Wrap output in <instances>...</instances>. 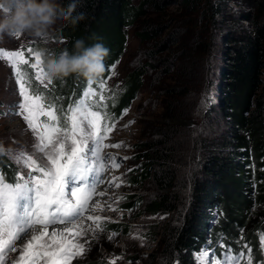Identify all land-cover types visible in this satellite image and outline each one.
<instances>
[{
  "label": "trees",
  "instance_id": "trees-1",
  "mask_svg": "<svg viewBox=\"0 0 264 264\" xmlns=\"http://www.w3.org/2000/svg\"><path fill=\"white\" fill-rule=\"evenodd\" d=\"M59 2L66 11L70 0ZM177 3L172 12L168 0H80L73 15L83 13L85 18L73 25L60 16L62 23L54 31L57 39L65 40L61 51H74L77 40L85 46L100 42L110 49L105 72L92 81L99 92V83L106 81L124 53L127 29L133 27L138 42L147 46L144 59L126 73L119 88L105 93L115 94V104L109 100L108 111L119 118L146 82L150 103L161 118L210 119L218 128L214 136L195 141L203 150L201 173L197 176L194 171L189 202L180 207L176 225L164 231L154 250L143 258L126 251L108 255L110 248L94 249L73 264H108L121 255L116 264H196L193 254L209 246V241L216 257H221L223 249L217 244L221 235L226 237L225 246L239 252L235 241L241 229L243 242H250L253 250V264L264 259L258 253L257 236L264 232V0ZM88 81L76 74L56 79L51 95L61 97L58 104L67 108L83 97ZM205 94L211 97L206 110L201 107ZM152 129L136 156L143 164L128 175L127 183L133 187L147 178L153 180L159 194L143 210L169 214L178 207L171 203L174 175L168 172V163L181 135L175 125L164 121L155 122ZM14 169L0 156L6 182H14ZM127 197L122 210L142 202L138 196ZM156 228L148 232L153 240L159 235ZM110 231L127 234L129 230L117 221L107 223L104 233Z\"/></svg>",
  "mask_w": 264,
  "mask_h": 264
},
{
  "label": "snow or ice",
  "instance_id": "snow-or-ice-1",
  "mask_svg": "<svg viewBox=\"0 0 264 264\" xmlns=\"http://www.w3.org/2000/svg\"><path fill=\"white\" fill-rule=\"evenodd\" d=\"M0 55L12 66L17 81L20 100L15 105V114L24 120L26 131L32 133L34 141L30 153L26 150L13 153L0 146V156L7 155L20 169L13 183L6 182L0 170V264H71L74 258L90 251V240H98L107 230V223H117L96 214L105 205L94 197L106 195L105 191H97L102 184L118 189L126 183L120 176L107 181L105 178L121 167L116 162L118 158L123 161L130 157H119L118 153L105 150L128 145L124 141L114 144L105 141L128 109L119 118L108 111V101L112 100L114 106L115 94L105 95L111 91L105 80L99 83V92L89 80L83 97L65 108L58 104L61 97L51 95L53 81L45 75L40 51L31 47L7 52L0 49ZM22 66L34 70L37 86L33 87V78ZM112 67L115 74V66ZM210 101L211 97L205 94L201 107L206 110ZM134 123L129 121L123 127L129 128ZM122 199V196L108 197L112 203ZM112 203L106 204L108 210H117L112 208ZM240 231V239L235 241L239 252L225 246L226 237L221 235L217 242L223 249L221 257H216L209 241V246L193 254L196 264H253L255 257L250 242H243V229ZM118 234L110 231L107 238L111 241ZM257 236L258 253L264 258V232H258ZM85 237L90 240L84 239L82 243ZM134 238L141 239L143 244L142 237ZM17 252V256L10 255ZM121 259L122 255L114 257L108 264ZM257 264H264V259Z\"/></svg>",
  "mask_w": 264,
  "mask_h": 264
},
{
  "label": "rangeland",
  "instance_id": "rangeland-1",
  "mask_svg": "<svg viewBox=\"0 0 264 264\" xmlns=\"http://www.w3.org/2000/svg\"><path fill=\"white\" fill-rule=\"evenodd\" d=\"M168 1L169 11H176L178 7L177 0ZM0 11H2V9H0ZM156 16L157 15L152 14L153 18ZM61 23L62 18L58 17L49 30L39 37L27 32L21 33L19 36L5 34L0 37V49L7 52L20 50L21 48L26 50L31 47L34 51H44L45 56L52 53L58 54L61 52L65 40L57 39L54 35V31ZM125 45L124 53L114 65L115 74H113L112 69L106 79L109 89L120 86L126 73L134 67H137L138 63L144 59L142 52L146 50L147 46L138 42V39L134 35L133 27L127 29ZM42 58L44 59L45 57ZM30 62H34V60ZM22 70L27 72L29 77L33 78V87L37 86L38 82L34 80V70H31L27 66H22ZM148 90L149 86L145 82L138 98L132 102L131 108H129L127 114L119 120L116 129L110 134L109 139L105 141V143L108 144L124 141L128 145V147L119 149L109 148L105 150L118 153L119 157H130L123 161L118 158L116 162L121 163V167L110 172L105 178L107 181L112 176H120L126 183H122L118 189H112L107 187V184H102L97 191H105L106 195L95 196L94 198L98 200L101 205H105L104 210L98 211L96 213L97 215L109 217L112 221H121L127 225L129 231L127 234H118L111 241L107 238L108 232L101 234L98 240L94 242L90 240V237L82 238V243L84 239L90 240V251H87L88 253H91L94 249L100 251V249L110 248L108 255H110L112 251H126V254L133 253L140 257L143 256L144 258L146 257L145 254L154 250L153 248H156L157 241L163 239L162 235H164V231L166 229L168 230V227L176 225V221L180 216V207L189 202L187 199L190 194L192 176L196 172L197 176L201 173L199 163L202 159L203 150L199 147L198 141L207 136H214L218 132L216 123L210 119L203 122V119L196 121L191 118H184L187 119V123L172 124L178 128V133L181 135L177 137L179 139L173 144L174 153L168 163V172L174 175V188L170 194L171 203L176 205L178 210L169 214L164 212H158L156 214L147 213L143 210L144 206L159 194L158 188L150 178H147L142 183L136 184V186L130 187L127 183L128 175L134 173L142 166L143 162L136 158V156L142 152V148L145 147L146 142H148V136L153 131L152 126L155 125V122L164 121L168 123L167 119L161 118L158 115V110L152 107ZM19 100L18 85L13 73V68L6 57L0 55V146L6 151L11 149L13 153L18 150H26L30 153L34 142L32 133L26 131L27 126L24 120L15 114V105ZM44 119V117H41V120ZM129 121H135V123L129 128H124L123 126ZM160 130H164V128ZM196 140L198 141L195 143ZM2 156L12 164L17 174L20 173V169L7 155ZM155 168L156 166H154V169ZM113 195L122 196L123 199L120 200L119 203H112L108 200V197ZM127 196H138L142 199V202L140 205L134 206L128 211L122 210L120 206L124 204V200H128ZM107 203H112V208L117 210H108L106 206ZM85 223L89 222L86 221ZM152 226H157L156 232L158 230L159 234L154 240L148 233ZM135 236L142 237L143 244L141 243V239H136L134 238ZM203 248L205 247L201 249ZM10 255L17 256L18 252L11 253ZM78 258L80 257L74 258L71 264ZM210 259L211 257H209V260Z\"/></svg>",
  "mask_w": 264,
  "mask_h": 264
},
{
  "label": "clouds",
  "instance_id": "clouds-1",
  "mask_svg": "<svg viewBox=\"0 0 264 264\" xmlns=\"http://www.w3.org/2000/svg\"><path fill=\"white\" fill-rule=\"evenodd\" d=\"M79 3L80 0H70L65 11L59 0H0V37L25 32L42 36L60 16L70 19L75 25L85 18L83 13L73 15ZM74 49L46 56L44 51H40V55L45 57V75L50 81L73 74L94 81L105 72V60L110 55V49L103 43L85 46L83 40H77Z\"/></svg>",
  "mask_w": 264,
  "mask_h": 264
},
{
  "label": "water",
  "instance_id": "water-1",
  "mask_svg": "<svg viewBox=\"0 0 264 264\" xmlns=\"http://www.w3.org/2000/svg\"><path fill=\"white\" fill-rule=\"evenodd\" d=\"M167 122L168 123H171V124H184V123H187V119H184V118H169L167 119Z\"/></svg>",
  "mask_w": 264,
  "mask_h": 264
},
{
  "label": "bare ground",
  "instance_id": "bare-ground-1",
  "mask_svg": "<svg viewBox=\"0 0 264 264\" xmlns=\"http://www.w3.org/2000/svg\"><path fill=\"white\" fill-rule=\"evenodd\" d=\"M104 186H105V185H104ZM103 188H104V187H103ZM48 231H49V233H50V232L52 231V229H51V228H49V230H48Z\"/></svg>",
  "mask_w": 264,
  "mask_h": 264
}]
</instances>
